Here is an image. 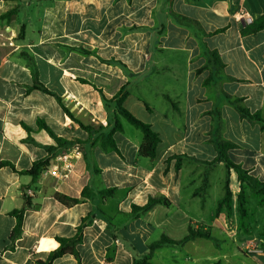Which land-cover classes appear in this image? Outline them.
I'll list each match as a JSON object with an SVG mask.
<instances>
[{
	"label": "crops",
	"instance_id": "1",
	"mask_svg": "<svg viewBox=\"0 0 264 264\" xmlns=\"http://www.w3.org/2000/svg\"><path fill=\"white\" fill-rule=\"evenodd\" d=\"M262 15L264 0L0 1V162L29 170L57 146L49 131L78 141L83 151L75 172L61 182L0 168V264L46 259L59 246L56 237H73L87 216L77 247L81 262L66 255L53 264H133L163 235L183 239L190 224L209 227L216 244L196 238L163 245L153 252L154 264H264V247H258L264 233L239 231L232 187L231 206L218 211L225 191L214 196L212 171L225 166L210 164L214 140H227L236 145L229 158L264 182L263 124L241 118L232 103L242 99L264 120V29L243 33ZM37 83L52 94L34 88ZM150 86L163 105L146 101L142 92ZM124 88V107L134 116L138 111L160 136L155 159L140 155L143 134L124 137V125L113 135L119 153L103 146ZM230 180V186L237 181L234 172ZM86 186L94 194L74 206L55 199L56 193L80 198ZM110 188L113 193L102 194ZM24 194L31 204L10 249L16 225L10 212L24 206ZM158 197L169 204L132 215V205ZM204 212L209 218L196 214Z\"/></svg>",
	"mask_w": 264,
	"mask_h": 264
},
{
	"label": "trees",
	"instance_id": "2",
	"mask_svg": "<svg viewBox=\"0 0 264 264\" xmlns=\"http://www.w3.org/2000/svg\"><path fill=\"white\" fill-rule=\"evenodd\" d=\"M0 1H13V0H0ZM13 14H14V11L9 12L8 14H6V17H10ZM263 29H264V15H262L257 20L253 21L251 24H249L243 30V33L244 34L255 33ZM212 56L215 61V64L219 65V67H222L223 63L219 59V57L215 53H212ZM34 88H38L44 92L52 94L49 90H47L40 83H37L34 86ZM127 95H128V92L124 88L120 92L118 97L115 99L117 115L114 118V125H113L112 130L104 136L103 146L104 147L111 146L116 152L119 153V150L113 139V135L116 132L123 131V124H122L121 118H124L128 123H130L135 128L140 130L143 134V142L140 147V155L145 158L155 159L157 156V147L160 143V136L153 129L151 124L138 119L128 109L124 107L123 104H124V101ZM166 98L170 100L168 96ZM57 100L60 104H62L60 98H57ZM241 102H242V99H235L232 102L236 106V109L238 110L241 118L262 123L264 127V120L262 119L260 113L258 112L251 113L247 108L241 105ZM61 106L63 107L65 112L69 116H71L69 111L63 105ZM147 108L149 109L148 106ZM49 133L55 138L57 142V146L47 148L48 155L40 160L35 161L29 170L18 171L16 170L13 164L7 161H1L0 168L10 167L14 172L20 175H29L32 177L33 180H35L42 174L44 170H46L51 160L56 155L60 154L63 151H68L74 145L79 144L78 141L68 142L65 139L58 138L51 131H49ZM214 145L216 148L217 156L215 160L210 164L223 163L226 168V173H227L226 181L224 185L225 193H224L223 198L219 200L217 209L219 211L223 205H226L227 207L231 206L232 190L230 186L231 184L230 176H231V173L234 172L236 174L237 183L239 185V191H238V196H237V210H238L239 217H240L239 231L243 232L246 235H249L251 231V227L250 225L245 223L247 222V219L250 217V211L248 209V199L246 197V190L250 189L251 193L254 195L255 198L259 200L260 204L264 205V182L259 180L257 177L251 175L248 170L244 169L241 165L234 163L229 158L228 151L230 149H233L236 146L234 143L227 141V140L217 138L214 140ZM175 159H177L178 161L177 169H179L180 168L179 160L181 159V157L175 156ZM114 190H115L114 188L106 189L105 191H102V194L105 195L108 193H113ZM92 194H94L92 192V189L86 186L83 189L80 198H74V197H70V196H67L61 193H56L55 199L62 205L71 207V206H74L80 203L83 200L90 199L92 197ZM24 201H25L24 206L21 209H15L10 212V214L16 218V225L9 235V240L11 243L9 246L10 249L14 248L15 241L18 238H20L22 235L24 214L31 204L30 199L25 194H24ZM157 204L168 205L169 202L165 197L150 198L148 203L143 207L132 205V215L140 216L141 214L148 212L150 209H152ZM90 218L91 216H87L82 219L80 225L77 227V232L73 237H69V238L56 237V240L59 246L55 250L51 251L47 255L46 259L44 260L36 259L35 260L36 264H53L55 260L62 258L66 255L73 256L80 263L81 257H80V253L77 247L83 241L84 229L87 226ZM196 238H205L208 240H212L216 244V239L212 236L209 227H205V225L203 224H199L197 225V227L193 224H190V226L188 227V234L183 239L179 241H175L163 235L160 240L150 243L148 245V253L146 255L140 257L139 259L134 258L133 264H154L151 262V258H152V255L155 249L163 245L182 246L188 241L194 240ZM110 260H111L110 258L107 259L108 262Z\"/></svg>",
	"mask_w": 264,
	"mask_h": 264
},
{
	"label": "rangeland",
	"instance_id": "3",
	"mask_svg": "<svg viewBox=\"0 0 264 264\" xmlns=\"http://www.w3.org/2000/svg\"><path fill=\"white\" fill-rule=\"evenodd\" d=\"M134 93L136 95H140V90L137 91L136 87H134ZM144 98L146 99L147 102L150 103V105L152 106H160L163 105V103H165L162 99H161V95L160 92L158 90H156L153 86L149 87L148 91H143L142 92ZM139 111H143L142 108L138 109ZM138 114V118L143 120L142 118H140L139 116L141 115L138 111H136ZM148 120H152V116H149ZM121 121L124 125L125 128V132L123 134L124 137H129L133 140L136 139H141L142 137V133L140 130H138L137 128H135L133 125H131L130 123H128L124 118H121ZM145 121V120H143ZM147 122V121H146ZM89 163H93V160L91 159L89 161ZM215 166V165H214ZM213 167V166H210ZM213 173V187L211 188V190L214 192V196L216 194H221V192H223L224 189V184L226 181V170L224 167L221 166H217L216 168L213 169L212 171ZM232 189L235 191V193L238 195V191H239V186L237 181L233 180L232 182ZM213 196V197H214ZM246 197L248 199V209L250 211V217L247 219V223L248 225H250L251 229L254 231H256L257 234H262L264 233V205L260 204L259 200L257 198L254 197V195L251 193L250 189L246 190ZM213 199H210L209 201V208H211L214 203L212 201ZM214 207V206H213ZM198 216L202 215L206 218H209L211 212H204V213H196ZM243 233V232H242ZM176 236L181 237L183 236L182 233L177 232ZM208 248L210 249L209 253L211 254V252H214V248L211 245V242H207ZM264 247V243H261L260 245H258V247ZM252 248L246 247V253H251L252 251H250ZM182 253L184 252L183 250H181ZM183 258L186 257L185 254L181 255ZM158 258V257H157ZM152 259V258H151ZM153 263H155L154 261H151ZM234 264V263H231Z\"/></svg>",
	"mask_w": 264,
	"mask_h": 264
},
{
	"label": "built area",
	"instance_id": "4",
	"mask_svg": "<svg viewBox=\"0 0 264 264\" xmlns=\"http://www.w3.org/2000/svg\"><path fill=\"white\" fill-rule=\"evenodd\" d=\"M82 156V148L79 144H76L70 150L56 155L42 174L53 177L60 182L65 181L75 172L76 165Z\"/></svg>",
	"mask_w": 264,
	"mask_h": 264
}]
</instances>
